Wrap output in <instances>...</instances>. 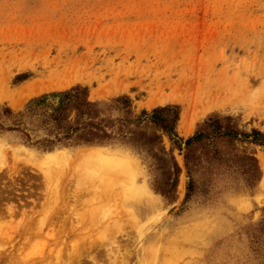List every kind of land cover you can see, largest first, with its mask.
<instances>
[{"label":"rangeland","instance_id":"rangeland-1","mask_svg":"<svg viewBox=\"0 0 264 264\" xmlns=\"http://www.w3.org/2000/svg\"><path fill=\"white\" fill-rule=\"evenodd\" d=\"M77 84L92 100L128 94L137 112L179 105L184 139L215 114L264 132V0H0L1 110ZM29 132L0 131V264H264V146H249L254 186L228 173L188 200L176 149L172 200L144 150L46 151ZM118 158L131 177L110 168Z\"/></svg>","mask_w":264,"mask_h":264},{"label":"trees","instance_id":"trees-1","mask_svg":"<svg viewBox=\"0 0 264 264\" xmlns=\"http://www.w3.org/2000/svg\"><path fill=\"white\" fill-rule=\"evenodd\" d=\"M25 76V74L20 75ZM14 124L6 128L3 118ZM180 108L176 104L137 112L132 98L121 94L106 100H92L88 86L74 85L32 97L22 111L0 107V131L17 130L26 141H33L29 130L44 131L36 139L44 150L79 144L121 142L146 151L159 179L154 189L175 200L182 167L174 151L183 153L187 182L186 199L199 190H208L224 174H238L249 185L260 181L259 159L249 146H264V132L243 130L232 116L211 115L184 139L177 130ZM167 136L170 149L164 144ZM257 241L264 242V221L258 226ZM259 236V237H258Z\"/></svg>","mask_w":264,"mask_h":264},{"label":"bare ground","instance_id":"bare-ground-1","mask_svg":"<svg viewBox=\"0 0 264 264\" xmlns=\"http://www.w3.org/2000/svg\"><path fill=\"white\" fill-rule=\"evenodd\" d=\"M90 155V154H89ZM91 156V155H90ZM93 159H94V157H92ZM97 159H95L94 161L95 162H97L96 161ZM111 162H110V164L112 165V166H110V168H114V170H118L119 172H121L122 174H124V175H126L127 176V178L130 176L131 177V175H132V173L131 172H135V169H134V166H133V164L129 161V160H125V159H109ZM99 165H100V163H99ZM98 166V165H97ZM117 168H119V169H117ZM112 172H114L113 170H112ZM118 172V173H119ZM109 173V172H108ZM120 173V174H121ZM118 175V174H117ZM123 176V175H122ZM3 223V222H2ZM49 234V233H48ZM49 236V235H48ZM5 240V239H4ZM1 248H2V245L0 246Z\"/></svg>","mask_w":264,"mask_h":264}]
</instances>
